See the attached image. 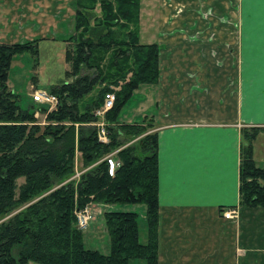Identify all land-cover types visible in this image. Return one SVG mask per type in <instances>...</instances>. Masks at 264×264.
<instances>
[{"label":"trees","instance_id":"1","mask_svg":"<svg viewBox=\"0 0 264 264\" xmlns=\"http://www.w3.org/2000/svg\"><path fill=\"white\" fill-rule=\"evenodd\" d=\"M140 18L141 0H76L75 33L65 41L69 68L66 81L51 87L58 98L51 111L22 109L8 83L14 58L30 54L37 61L42 40L0 42V217L6 219L0 264H159L158 134L152 120L120 121L134 92L160 75V47L141 42ZM109 93L116 100L104 116L103 143L96 112ZM258 135L259 129L243 130L244 208H264V167L254 157ZM110 158L117 163L113 175ZM93 204L145 205L146 242L138 213L106 210L110 253L87 249L76 214Z\"/></svg>","mask_w":264,"mask_h":264},{"label":"crops","instance_id":"2","mask_svg":"<svg viewBox=\"0 0 264 264\" xmlns=\"http://www.w3.org/2000/svg\"><path fill=\"white\" fill-rule=\"evenodd\" d=\"M75 17L76 0H0V42H65ZM140 37L159 80L120 121L158 134L159 264H264V208L239 206L243 130L264 139V0H141Z\"/></svg>","mask_w":264,"mask_h":264},{"label":"rangeland","instance_id":"3","mask_svg":"<svg viewBox=\"0 0 264 264\" xmlns=\"http://www.w3.org/2000/svg\"><path fill=\"white\" fill-rule=\"evenodd\" d=\"M26 42V41H25ZM22 43V42H20ZM11 44V43H10ZM65 42H40L39 56L36 61L30 54L17 56L10 70L9 86L19 96V105L22 109L30 112H40L44 105L33 101L35 91L50 92L51 87L66 81V71L69 64L65 60ZM128 106L124 108L123 115L128 112ZM39 122L44 123V116L40 115ZM255 161L259 167H264V139L254 145ZM81 163L78 164L80 173ZM23 179L19 184L23 183ZM95 206V205H94ZM90 206L93 212V220L90 226L83 231L84 244L87 249L98 250L102 254L110 253V238L108 233L102 228L103 220L95 217L96 207ZM105 208V209H104ZM103 214L107 211L135 212L139 214L140 241L146 242V206L143 204H113L104 205ZM0 217V223L5 221ZM228 220V219H227ZM34 264V263H31ZM132 264H142L136 260Z\"/></svg>","mask_w":264,"mask_h":264},{"label":"built area","instance_id":"4","mask_svg":"<svg viewBox=\"0 0 264 264\" xmlns=\"http://www.w3.org/2000/svg\"><path fill=\"white\" fill-rule=\"evenodd\" d=\"M32 98L33 101L36 102L37 104L46 105L50 111L55 109L58 105V98L55 95H51L49 92L46 91L37 90L34 92ZM115 100L116 98L114 94L112 93L107 94L105 97L103 107L96 112V116L100 118V121L96 124L98 138L100 142L103 143H108V135L105 129L104 116L109 110H111L114 107ZM109 163H110V172L113 175L117 163L111 158L109 159ZM80 174L81 173H77L76 177H79ZM76 216L78 220L79 229L86 230L90 226L93 220L92 208L86 207L83 210H79ZM223 217L228 220L235 218L237 217V211L235 209H228L224 211Z\"/></svg>","mask_w":264,"mask_h":264}]
</instances>
